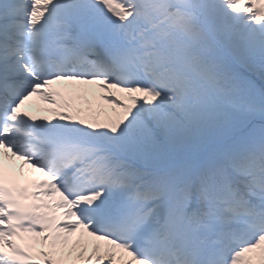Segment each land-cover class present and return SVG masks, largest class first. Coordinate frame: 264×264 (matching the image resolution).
<instances>
[{
    "label": "snow or ice",
    "instance_id": "1",
    "mask_svg": "<svg viewBox=\"0 0 264 264\" xmlns=\"http://www.w3.org/2000/svg\"><path fill=\"white\" fill-rule=\"evenodd\" d=\"M0 264H264V0H0Z\"/></svg>",
    "mask_w": 264,
    "mask_h": 264
},
{
    "label": "rangeland",
    "instance_id": "2",
    "mask_svg": "<svg viewBox=\"0 0 264 264\" xmlns=\"http://www.w3.org/2000/svg\"><path fill=\"white\" fill-rule=\"evenodd\" d=\"M63 90H65L64 87H63ZM97 96H98V93H97ZM93 102H94V104H102V103H103V101H100L98 98H97V99H94ZM41 103H42V102H41ZM36 178H38V176H36ZM26 241H28L26 235H25V239H24V240H19V239H18V243H21V244H26V243H25ZM41 247H42L41 245H37V247H36V251H39V249H40Z\"/></svg>",
    "mask_w": 264,
    "mask_h": 264
},
{
    "label": "bare ground",
    "instance_id": "3",
    "mask_svg": "<svg viewBox=\"0 0 264 264\" xmlns=\"http://www.w3.org/2000/svg\"><path fill=\"white\" fill-rule=\"evenodd\" d=\"M38 174V173H37ZM24 180H21V182H23Z\"/></svg>",
    "mask_w": 264,
    "mask_h": 264
}]
</instances>
